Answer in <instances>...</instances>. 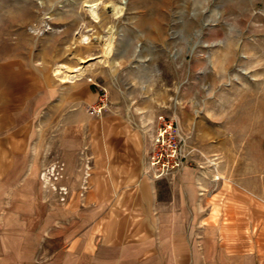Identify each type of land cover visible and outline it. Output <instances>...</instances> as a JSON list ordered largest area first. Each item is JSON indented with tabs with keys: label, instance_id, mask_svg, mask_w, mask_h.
Masks as SVG:
<instances>
[{
	"label": "rangeland",
	"instance_id": "374dc122",
	"mask_svg": "<svg viewBox=\"0 0 264 264\" xmlns=\"http://www.w3.org/2000/svg\"><path fill=\"white\" fill-rule=\"evenodd\" d=\"M60 64L84 73L62 82L52 72ZM101 88L103 112L120 99L147 133L174 117L186 165L222 197L205 221L230 195L233 234L242 217L248 248L264 244V0H0V264H80L78 250L64 249L79 211L58 153L71 116L90 114ZM50 167L56 180L42 176Z\"/></svg>",
	"mask_w": 264,
	"mask_h": 264
},
{
	"label": "crops",
	"instance_id": "0c3cea01",
	"mask_svg": "<svg viewBox=\"0 0 264 264\" xmlns=\"http://www.w3.org/2000/svg\"><path fill=\"white\" fill-rule=\"evenodd\" d=\"M94 96L78 101L80 107ZM116 101L100 115L71 116L74 134L65 137L58 155L62 183L79 213L63 228L64 249L78 250L80 264H264L263 242L248 248L247 221L236 217L239 227L232 232L230 195L218 218L205 221L215 216L213 203L222 197L208 194L198 168L185 165L166 177L151 176V134L134 127L126 106ZM78 187V194L71 190Z\"/></svg>",
	"mask_w": 264,
	"mask_h": 264
},
{
	"label": "built area",
	"instance_id": "2783aa9c",
	"mask_svg": "<svg viewBox=\"0 0 264 264\" xmlns=\"http://www.w3.org/2000/svg\"><path fill=\"white\" fill-rule=\"evenodd\" d=\"M107 107V92L101 88L97 100L88 107L92 115H100ZM191 151L187 149L185 139L174 117H159L152 129L149 140V166L153 178L166 177L174 174L187 164ZM50 167L43 172L48 180L53 176L56 180L58 172ZM49 175V176H46ZM66 193L65 188H61Z\"/></svg>",
	"mask_w": 264,
	"mask_h": 264
},
{
	"label": "bare ground",
	"instance_id": "6f19581e",
	"mask_svg": "<svg viewBox=\"0 0 264 264\" xmlns=\"http://www.w3.org/2000/svg\"><path fill=\"white\" fill-rule=\"evenodd\" d=\"M166 3V1L164 2ZM99 6V2H94L88 5V10L93 18H97V7ZM112 9L115 15H118L122 12L123 6H115L112 5ZM88 37L83 36L80 40V42L85 43L87 42ZM107 42L104 45V53L109 54V52L112 49L111 40H112V33L109 32V35L107 37ZM53 74L62 82H73L75 79H79L84 73V66H77V67H68L66 65L60 64L53 67L52 70ZM48 179V177H47Z\"/></svg>",
	"mask_w": 264,
	"mask_h": 264
}]
</instances>
